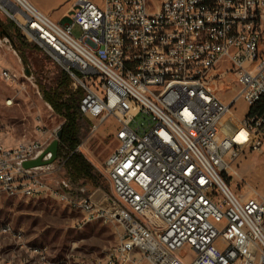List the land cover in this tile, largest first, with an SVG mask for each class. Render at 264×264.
Returning a JSON list of instances; mask_svg holds the SVG:
<instances>
[{"label":"built area","instance_id":"obj_1","mask_svg":"<svg viewBox=\"0 0 264 264\" xmlns=\"http://www.w3.org/2000/svg\"><path fill=\"white\" fill-rule=\"evenodd\" d=\"M0 9L83 90L90 134L117 123L102 167L112 195L69 194L48 182L53 162L24 166L57 138L49 129L0 142V191L56 198L84 214L80 227L95 214L117 223L119 241L86 264H264V195L240 196L227 182L246 149H264V111L225 120L236 102L264 100V0H76L66 24L30 0H0ZM229 76L239 90L226 102L219 85ZM0 77L14 80L4 67ZM6 227L18 242L0 244V264H36L25 232ZM34 249L53 264L55 253Z\"/></svg>","mask_w":264,"mask_h":264},{"label":"rangeland","instance_id":"obj_2","mask_svg":"<svg viewBox=\"0 0 264 264\" xmlns=\"http://www.w3.org/2000/svg\"><path fill=\"white\" fill-rule=\"evenodd\" d=\"M30 1L54 20L66 24L70 20L69 15L76 0ZM160 1L151 0V3L156 5ZM12 22L0 9V68L9 69L14 76V80L9 82L0 77V142L9 146L19 142L28 143L30 139L38 136L41 129L58 131L64 122L44 100L40 90V83L53 82L61 67L57 63V66L53 64L55 61L43 49H37L28 42L24 43L19 37L21 33L17 31L18 36L14 33ZM9 27H12L13 36H10V30H7ZM3 30L8 32L9 36H1ZM73 32L77 36L81 34L78 27H74ZM26 44L32 49V54L25 50L28 63L23 61L19 52ZM219 90L221 97L230 102L239 87L233 77L229 76L219 85ZM246 106L242 100L236 102L225 117V120H228L226 124L239 123L247 109ZM138 121L145 122L141 118H138ZM80 125V141H84L83 153L98 172L99 184L96 186L91 181L69 180L62 163L65 160V151L56 157L49 167L52 173L47 180L53 185L64 182L67 185L64 190L77 197L93 195L100 198L106 194L112 195V184L102 167L115 147L113 132L117 123L113 118L108 119L92 134L89 133L90 125L86 118L80 121ZM236 171L237 174L227 179L236 194L251 196L254 193L252 190H255L264 195V149H246L237 161ZM80 221H84V214L56 198H32L0 191V226L10 224L14 228L22 229L30 244L39 248L46 247L50 256L55 253L53 261L57 264L92 262L104 257L119 241L122 228L115 222H104L103 215L95 214V220L82 227L78 225ZM68 253L74 254L71 256V262H67ZM182 253L189 255L191 252L185 248ZM142 264L149 263L143 261Z\"/></svg>","mask_w":264,"mask_h":264},{"label":"trees","instance_id":"obj_3","mask_svg":"<svg viewBox=\"0 0 264 264\" xmlns=\"http://www.w3.org/2000/svg\"><path fill=\"white\" fill-rule=\"evenodd\" d=\"M12 25L15 28L14 33L18 36L19 33L17 32L18 29L15 23L12 22ZM11 28L9 27L7 30H10L9 34L13 36L14 33L11 31ZM19 37L25 41L24 43H30L22 35H19ZM32 45L37 49L39 48L34 44ZM25 50H28V52L32 54V49L28 44L24 46L23 50L19 49L21 58L25 63H28L29 60H27V55H25L27 53H25ZM53 64L56 65L55 62H53ZM60 69L61 71L54 78L53 82L46 84L40 83V90L44 100L52 107L57 115L64 119L61 125V136L58 144L57 157L62 155V152L65 151L64 167L69 180L73 182L81 180L91 181L97 186L99 184V175L94 169L93 164L84 153L75 151V148L80 143V121L85 118L79 108L83 90L81 88H71V78L64 69ZM263 111L264 100L249 107L247 115L250 116Z\"/></svg>","mask_w":264,"mask_h":264},{"label":"water","instance_id":"obj_4","mask_svg":"<svg viewBox=\"0 0 264 264\" xmlns=\"http://www.w3.org/2000/svg\"><path fill=\"white\" fill-rule=\"evenodd\" d=\"M3 34H5L6 36H9L8 32H6L5 30H3L1 32V36ZM56 135H57V138L50 144V146L48 147V149L45 151V153L48 152V151H50L52 153L51 159H49V160H42V157L45 154L44 153L43 155H41L37 159L26 161L24 163V166L25 167H32V166H39V165H42V164H46V163L53 162L56 159V157H57L58 144H59V139H60V136H61V126L58 129Z\"/></svg>","mask_w":264,"mask_h":264},{"label":"bare ground","instance_id":"obj_5","mask_svg":"<svg viewBox=\"0 0 264 264\" xmlns=\"http://www.w3.org/2000/svg\"><path fill=\"white\" fill-rule=\"evenodd\" d=\"M9 103H11V102H9ZM238 137L243 138L244 137L243 133L241 132L238 135ZM253 192H255V190H252V193ZM99 215L104 216V214H99ZM6 235L9 236L13 242H18V235L15 232H13V230H11V228L6 227V225H1L0 226V236H6ZM26 248L31 250V251L38 252V250H36L34 248H39V247H36L35 245L30 244V242L28 241V247H26ZM40 248H44V249H42V256L43 257H50L46 247H40ZM40 259L43 261V258H40ZM53 264H57V263L55 261H53Z\"/></svg>","mask_w":264,"mask_h":264},{"label":"crops","instance_id":"obj_6","mask_svg":"<svg viewBox=\"0 0 264 264\" xmlns=\"http://www.w3.org/2000/svg\"><path fill=\"white\" fill-rule=\"evenodd\" d=\"M238 102H241V101H238ZM248 110H249V107H247V109L245 110L244 114H246L248 112ZM4 240H9L10 242H13L11 240V238L9 236H7V235L6 236H0V244L4 243ZM25 256L27 258H36V264H43V261L40 258H37L38 257V252H36V251H31V250L25 248ZM54 259H55V257H53V260Z\"/></svg>","mask_w":264,"mask_h":264}]
</instances>
